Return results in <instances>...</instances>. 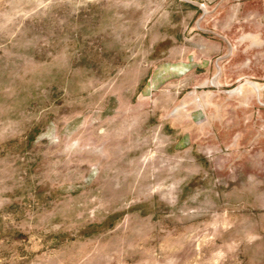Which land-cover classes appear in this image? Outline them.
<instances>
[{
    "label": "rangeland",
    "instance_id": "obj_1",
    "mask_svg": "<svg viewBox=\"0 0 264 264\" xmlns=\"http://www.w3.org/2000/svg\"><path fill=\"white\" fill-rule=\"evenodd\" d=\"M0 264H264V0H0Z\"/></svg>",
    "mask_w": 264,
    "mask_h": 264
}]
</instances>
